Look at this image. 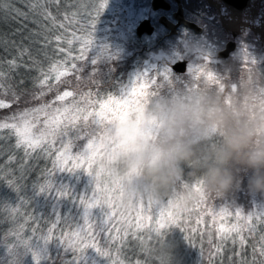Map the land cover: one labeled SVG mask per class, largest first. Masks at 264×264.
<instances>
[{
    "label": "snow or ice",
    "instance_id": "1",
    "mask_svg": "<svg viewBox=\"0 0 264 264\" xmlns=\"http://www.w3.org/2000/svg\"><path fill=\"white\" fill-rule=\"evenodd\" d=\"M89 2L91 3V0ZM106 2L107 0H101L98 6L92 5V10L88 13L91 28L89 36L93 34L96 20L106 6ZM28 3L32 14L41 18L33 21L39 24L40 30L30 32L23 37L19 44L11 43L9 47L15 52L12 54V59L0 61V69L5 64L9 72L22 65L27 68L36 67L40 75L35 78L34 82L40 91L32 92L29 99L23 89L17 91L11 86L7 82L10 77L5 71L0 70V96L10 95L8 100L0 98V109L8 108L11 104L18 105L41 101L47 92L53 90L54 86L48 83L49 78L44 73L38 57L43 56L44 59L51 60L57 54L56 49L49 51L53 41L57 43L59 52L65 51V49L59 48V42L66 39L64 33L59 30L64 29L66 32L68 29L63 22L57 21V17L49 11L46 5H55L57 15L63 13L64 19L69 20L70 23L72 18L77 15V13L70 11V7H65V5L70 4V0H28ZM79 3L80 0H74L71 6L78 7ZM10 12H14L16 16L23 17L25 20L28 19V13L11 8L9 4H0V13L7 14ZM13 18L15 19V17ZM43 21L49 23L45 24ZM81 30L83 29L81 28ZM23 40H28L29 44L24 45ZM67 42L71 44V40ZM92 43V40H85V49L76 59L83 58L85 52L88 51V46ZM36 45L42 46L35 47V51H33V47ZM6 51H8V47H6ZM244 54V62L247 63L249 55L246 49ZM25 56H27L28 61H31V64L24 60ZM203 61L210 63L207 56L203 58ZM251 63L255 64L256 61L251 58ZM91 65L93 69L88 80L98 86L100 81L95 77L101 73L95 58L91 59ZM73 67L75 68L76 65L73 64ZM191 69L192 67L189 68V72ZM65 74V72H60L56 76V80L59 81L60 77ZM208 77L210 80L215 79L217 83L226 78L216 73L214 75L213 72H208ZM144 78L135 79L130 87L119 92L118 97L108 96L107 101L100 103L99 111L94 112L88 110L92 101L87 98L92 93L80 91V78L77 77L74 90L57 92L55 101L62 102L60 106H55V101L39 103L37 106L13 112L11 116L5 117L4 121L0 122V130H10L16 137L15 148L23 147L25 153V159L19 166L20 176L17 179H6L4 175H0V182L5 183L17 194V201L20 203H33L37 197H44L48 203L49 216L55 217L54 221H50L51 226L46 232L38 227L40 222L46 219L44 213L40 212L28 217L37 226L31 229V234L27 237L21 236L23 225H18L0 236V248L4 250V264H23V259L28 254L32 255L34 264H41L42 259H47L49 264H56L60 258H54L48 253L50 245L62 249L65 253H72L71 259H63L60 264H80L81 257L88 250H92L99 257L105 258L106 264L108 261H112V264H123V261L112 260L111 253L107 249L116 245L127 247L128 238L131 237L132 240L139 241L142 251L151 253V248L144 247L145 237L138 235V233L147 230L150 240L151 233L155 232L157 237H164L165 233L162 230L172 227L178 228L183 233L184 239L195 247L191 235L188 233H196L197 229H189L187 222L181 224V213L187 214L186 221L195 216L197 223L202 222V217L205 214L211 215L213 219L217 215V213L209 211L207 202L211 197L204 191L202 181L190 182L184 178L178 185L177 191L191 185L192 190L197 193V198L191 207L181 206L176 195L168 196L162 200L141 198L135 204L125 207L121 203L123 186L115 180L111 170L103 162L108 151V145L111 143L107 125L114 120H124L129 113L139 110L143 103L147 102L149 96L156 95L155 92L137 93V84L140 85L141 89L146 87L143 82ZM155 82L154 79L149 81V83ZM64 83L72 84L71 81H64ZM45 85H47L46 90ZM191 88L188 86V90ZM77 95L80 100L86 101L84 107H81L80 101L74 98ZM69 97H73V99L64 104L63 102ZM41 115L45 117L43 127L33 131L36 124L40 122ZM82 139H87V143L82 149L73 153L74 141ZM57 140L60 142V148L53 152L52 145ZM38 147H42L47 156L53 157L51 167L41 169L38 179L31 185L30 196L25 197L21 195V187L23 186L19 181L26 178L25 174L30 170L28 159ZM14 160L15 156L10 154L8 156L9 163ZM3 171L0 168V172ZM81 171L90 177L89 187L84 191L78 190L73 182L76 175ZM9 175H11L10 172ZM12 211H17L15 205H12ZM73 213H75L73 218L76 219V230L67 236L64 233L54 236L53 230L57 228L59 222L62 219L67 220L72 217ZM226 214L230 213H226L223 209L219 213L220 216ZM235 216L237 223L230 227L218 229L220 243L214 246L215 252L210 253V259L213 255H220L221 264H223L224 243L231 240L233 245L239 244L240 251H236L227 257L229 264H264V235L260 236L259 247L252 246L250 261L242 254L247 243L243 233L245 230L249 234L255 233V225L251 224L250 221L255 216L258 221L264 222V209L249 212L247 216H243L241 210L237 209ZM149 221L152 222L153 227H149ZM10 237L12 238L11 241ZM73 238L81 243L79 245L74 244ZM100 239H103L102 245L99 242ZM209 242L211 243V239ZM161 243L165 242L162 240ZM41 249L44 252L43 257L39 253ZM116 250L120 251V248L117 247ZM200 252L203 256V248ZM233 257L237 259H233ZM135 264H147V260L144 262L136 260ZM161 264H165L163 258H161Z\"/></svg>",
    "mask_w": 264,
    "mask_h": 264
},
{
    "label": "clouds",
    "instance_id": "2",
    "mask_svg": "<svg viewBox=\"0 0 264 264\" xmlns=\"http://www.w3.org/2000/svg\"><path fill=\"white\" fill-rule=\"evenodd\" d=\"M235 87L151 96L107 125L111 143L103 162L123 186L125 207L171 195L191 205L197 198L191 185L177 191L188 165L208 194L225 196L246 173L248 191L264 196V87L247 80Z\"/></svg>",
    "mask_w": 264,
    "mask_h": 264
},
{
    "label": "trees",
    "instance_id": "3",
    "mask_svg": "<svg viewBox=\"0 0 264 264\" xmlns=\"http://www.w3.org/2000/svg\"><path fill=\"white\" fill-rule=\"evenodd\" d=\"M143 0H140V3ZM146 3V1L144 0ZM143 3L142 7H143ZM0 4H9L11 8L19 9L22 12L28 13V19H24L23 17H18L14 12L10 13H0V61L6 60V59H12V54H14L15 50L10 48L9 46L11 43L15 42L19 44L23 37L27 36L30 32L39 31L40 26L37 23H34V20H40L41 18L38 16H34L29 8L28 0H0ZM48 7L49 11L52 12L54 16L57 15L56 10L54 9V5H46ZM66 7V6H65ZM141 7V8H142ZM63 14V13H61ZM59 19H63L61 15H57ZM15 17V19L13 18ZM90 20V19H89ZM85 19L80 20L81 28L79 29L78 25L75 30L78 31V33L84 34L91 31L90 28V21ZM45 24H48V21H43ZM67 27L69 26L67 23H64ZM96 27L94 26V29ZM61 31H64V29H60ZM65 32V31H64ZM66 33V32H65ZM84 41V40H83ZM141 41H146L143 38H138L136 34L130 36L128 33V40L126 42V49L124 51V55L118 53L115 50H112L109 46L108 48L105 47L100 48L96 47V43L93 41L91 45L88 46V51L85 52L84 57L81 59H76V57L80 56L81 53L85 49L84 42L79 41V39L74 41V45H69L66 49L67 57L64 58L63 55L59 59L58 55L56 54L51 60L44 59L43 56L38 57V59L41 61V67L44 71V69L47 67V65L52 61H62L61 66L56 69L53 73L55 74H47L48 76V83L53 82V91L63 92V91H72L74 90V86L77 83V77L80 78L81 83V92L88 93L91 92L92 95L89 97L88 100H96L97 97H108L110 94L119 92L120 89H124L126 87L127 81L129 79L131 71L140 70L145 71L147 69L148 76L146 78V93H153L156 92V95H165V92H168V84H164V86L161 88L160 78L157 76V73L155 72V65H157L154 60L149 57L152 52L156 50V48L160 45L155 43L154 41H149L147 44H140ZM154 42V43H153ZM24 45H28V40H23ZM162 44V43H161ZM42 45H36L33 47V51H35V47H41ZM6 47H8V51H6ZM53 49L57 50V47L54 43L50 46L49 51L51 52ZM257 54H256V60L255 64H252V68L250 66L243 67L241 70L248 69L250 70L248 74L249 83L254 84L255 86L264 87V47L257 46ZM108 52H111V54H108ZM118 54H117V53ZM11 53V54H10ZM112 55L109 59L105 58L106 54ZM116 53V54H115ZM116 56V57H114ZM113 57V58H112ZM95 58L97 60V66L100 69L101 75H97L95 78L99 79L100 83L97 86L96 84H93L91 81L88 80L89 75L92 74V68H89L85 65L88 62L91 63V59ZM24 60L31 64V61H28L27 56L24 57ZM201 61V60H200ZM73 64H76L77 68L73 67ZM86 66V69L81 70L80 67ZM238 65H235V68L237 69ZM77 69L81 70L80 73H78ZM7 73V76L10 77V79L7 81L15 90L20 91L21 89L24 90L26 93V96L30 99L29 93L30 90L34 87L35 84V78L40 75L39 71L36 67L27 68L25 66H20L18 68L12 69L10 72L8 71L7 65H3L2 69ZM88 71V72H87ZM60 72H65L66 74L60 77V80H56V76ZM173 72V71H172ZM253 72H255L258 79H256L253 76ZM84 75V76H83ZM173 76H179L181 80L175 82L177 90L178 87H185L186 83L185 80H183V77L186 75L185 73H172ZM54 76V77H53ZM81 76L82 79H81ZM154 79L155 83H149L150 80ZM245 79V76L244 78ZM64 81H72L71 85H68L64 83ZM199 86L206 85L202 82H198ZM209 87H217L221 92H224L227 90L226 85H219L217 83L213 85H207ZM227 88H226V87ZM197 88V87H196ZM232 87L230 86V89ZM36 92V89H35ZM112 96V95H111ZM151 97V96H150ZM0 98H4L6 100L10 99V95L7 96H0ZM46 98V97H45ZM73 98V97H72ZM75 99L79 100L81 103L84 101L80 100L79 96L77 95L74 97ZM48 102V98H46ZM69 98H66L64 102H67ZM46 102V103H48ZM39 103H42V101H32L31 103L25 104H11L10 107L0 109V122H3L2 120L5 117L11 116L13 112H16L18 110H22L27 107H33L37 106ZM62 102L55 101V106H60ZM3 132L0 131V143L3 140ZM55 152V150H53ZM5 155V150L0 149V168H2L4 171L0 172V175H4L5 178H12L17 179L20 176L19 170L13 167H6L3 168V158ZM53 157H49L45 154L43 150H37L36 152L31 154V158H29L28 166H30V170L26 172L25 179L19 181V183L23 186L21 187V195L27 197L30 196V189L31 185L34 181H36L40 175L41 169L46 167H51L50 163ZM31 162V163H30ZM193 165H188L185 168V179L189 180L190 182H194L195 178L192 175ZM9 172L11 175H9ZM10 176V177H9ZM0 204L4 205L8 201V198L10 197L12 193V189L10 187L5 188V183L0 182ZM210 199L207 202V206L209 208L210 212L214 213V203H218L221 207V210L224 209L226 213H230V215L233 216L234 222L237 221V217L235 216V212L237 209H240L243 216H247L249 212L259 211L261 209H264V203L263 205L254 206L252 205V201H256L259 198H261L262 195L260 194H253L249 191H245V193L241 190V188L234 189L230 193L226 194L225 196H216L214 194H209ZM263 197V196H262ZM230 203H229V200ZM16 202L21 205L19 201H17V194H16ZM215 200H217L215 202ZM34 201H39L40 203H44L45 198L44 197H37ZM47 203V202H46ZM48 204V203H47ZM35 205V203H34ZM33 205V206H34ZM32 206L30 203L27 202V207L22 209V211L18 215V220H16V223H20L19 220H21L23 217L32 216L35 213H44L45 217L47 215V210H40L36 211L35 209H32ZM44 208V207H42ZM33 212V213H30ZM186 215L185 213H181L180 217V223L184 224L187 222L188 228L191 229L190 225H193V227H196L197 232L188 234L191 235L192 243L195 245V247L191 246L183 236V233L175 227H172L171 229H164L162 230L165 233L166 238H169L172 242L169 246L162 248L163 246L159 243L157 240V249L158 253L161 256V253H163L164 259L166 261H169V263L172 264H196L192 261L193 256H196V253L203 248V256H200V260L197 261L199 264H221V256L220 255H214L210 258H205V254L207 253L209 247H210V239L215 238L216 236V226H215V219L211 215L205 214L202 217V222L195 223L194 220L196 219L195 216L192 217V219L186 221ZM224 217V223L227 225H231L232 220L229 218V214L223 215ZM27 227H36L35 224L32 225L33 221L30 219H27ZM251 224L255 225L256 231L253 234H249L247 230L244 231V234L246 236L247 243L245 244V247L243 249V256L247 258L249 261L251 260L252 255V246L256 245L259 247L260 245V236L264 235V222L258 221L255 216H253L252 221H250ZM41 224L38 226L41 228ZM10 227H12V224H8V219L5 217L3 213H0V236H3L4 234L8 233L10 230ZM161 237V238H164ZM154 240V239H153ZM151 240V242H153ZM226 252L223 255V264H229V261L227 259L228 256L232 255L236 251H240V247L235 245L234 247H228L225 245ZM185 253V257L181 256L182 253ZM146 253L144 251H141L139 253H136L130 249H127V251L123 255L124 264H135L136 260L145 261L146 260ZM196 259L198 257L196 256ZM233 259H237L236 257H233ZM159 263L154 262L153 264ZM165 264H167L165 262Z\"/></svg>",
    "mask_w": 264,
    "mask_h": 264
},
{
    "label": "rangeland",
    "instance_id": "4",
    "mask_svg": "<svg viewBox=\"0 0 264 264\" xmlns=\"http://www.w3.org/2000/svg\"><path fill=\"white\" fill-rule=\"evenodd\" d=\"M145 1H149V0H145ZM73 2H74V0H70V4L65 5L66 7H70L71 12L77 13V15L74 18H72L71 23L69 22V20L64 19V14H60L61 17H63V19H59L58 16L56 15L58 22L67 23L69 25L67 27L68 30L66 31V33L64 31L59 30L60 32H63L64 36L66 37V39L59 42V48H63V49H65V51L59 52L57 49L58 58H56V59H59L61 57V55H63V57L66 58L67 57L66 49L68 48V44H69L67 41L71 40V44H69V45H74L73 43L77 39H79L81 44L85 40H92L96 43V47H99V49L100 48L104 49L105 47L108 48V46H109L112 50H115V51L118 50L117 52L122 54V53H124V51L126 49V42L128 40V33L130 36L134 35L135 34L134 29H135L137 23L142 18L148 17V15L150 14V12H149L150 10H147L149 5H146L144 0L141 2V3L144 2L143 7H142V4L140 3V0H107L106 6L104 7V9H103L102 13L100 14V16L98 17V19L96 20V23H95L96 28L93 30V34L91 36H89V32H88V33H84V34L80 35L78 33V31H73V30L76 29L77 25L79 27L80 20L85 19V18L87 20L90 19V16H88V13L92 10V5L94 4L95 6H98L99 3L101 2V0H91V3L89 2V0H80L78 7L71 6V3H73ZM54 9L56 10L55 5H54ZM80 28L81 27H79V29ZM158 31H160V30L158 29ZM73 33H75V35H73ZM157 34H160V33L158 32ZM157 34H155L154 37H152V38L153 39L156 38ZM149 41L155 42V40L148 39L147 41H141L140 44H147V43H149ZM53 43L57 47V43L55 41H53ZM200 47H201V45H200V41L198 38L194 37L191 34H186L185 32H181V33H178L177 35H175L174 37H171V39L169 41L160 44L156 48V50L154 52H152V54H150L149 57H151L154 60V62H156L158 65V66L155 65V72L157 73V76L160 78V83H159L160 87L162 88L164 86V84L169 85L168 86L169 93L165 92V95L161 94L160 96H172L174 94H178L181 91H187L188 86H191L192 88H196L199 86L198 82H202L203 84H206V85H213V84L217 83L215 81V79H212V80L209 79L208 72H213L214 75L216 73L221 77H226L225 79H221L220 82L217 84L226 85L228 87L227 88L225 86L227 88V90L231 86L232 87L230 89L231 92L236 91L235 86L237 83L244 81V80H247L249 82L248 74H249L250 70H248V69L241 70V69L243 67H246V66L247 67L250 66V68H252L253 65L251 63V58L256 59V54H257L258 50H257V46H255V44L252 41L240 40L239 43L237 44L236 49L234 51H232L230 58L227 61L222 62V63L216 62V58H212V57L209 58L210 63L205 62V61H200L199 57L197 56V52H196V51L200 50L199 49ZM245 49L247 50V53L249 55L247 63L244 62V57H245L244 50ZM206 53H207V55H209L208 50H206ZM105 54H106L105 58H107V59H109L112 56V55H108V54H111V52H108V54L107 53H105ZM122 55H124V54H122ZM114 57H116V56H114ZM184 57L185 58L187 57V59H188V66H187L186 75L183 77V80H185L186 86L185 87H178L179 89L177 90V88L173 87V86H176L175 82L179 81V79L181 80V78L179 76H176V75L173 76L172 75L173 72H172V69L170 68V65L172 63H174L176 60L182 59ZM61 63H62V61L50 62L47 65V67L44 69V73L46 75L47 74H54L53 72L61 66ZM53 65H55V67H53ZM85 65L88 67V69L93 67L90 62H88ZM85 65L80 67V69L81 70L86 69L87 67ZM235 65H238L237 69L235 68ZM77 66H76V68H77ZM190 67H192L191 72H189ZM81 70H79L78 73H80ZM148 74L149 73H148L147 69H145V71H140V70L134 69L133 71H131L129 79H128L127 84H126V87L124 89H126L127 87H130L131 83L135 79H137L138 77H145L143 79V82L146 84L147 79H148L146 77L148 76ZM83 76H81V79ZM165 76H167V79H165ZM244 76H245V79H243ZM253 76L256 79H258L255 72H253ZM53 82L54 81L49 82V84L52 85ZM33 86L34 87L30 90L31 92L29 93V97H30V94L32 92H35V89H36V92L40 91L39 87H37L36 85H33ZM46 88H47V85H45V90H46ZM124 89L123 88L120 89L119 92L123 91ZM80 90H81V88H80ZM57 92L58 91H53V90L50 92H47L46 95L41 100L42 103L48 102L46 98H48V100L50 102L55 101V97L57 95ZM119 92L116 93V95L114 93H112L110 95H112L113 97H118ZM141 92L146 93V87L141 89L140 85L137 84V93H141ZM107 98L108 97H103V98L97 97L96 100H92V103L89 106L88 110L94 111V112L99 111L100 103L107 101ZM72 99H73L72 97H69V100L67 102H63V103L67 104ZM87 99H89V97ZM83 101H84V103L80 102L81 107H84L86 104V101L85 100H83ZM44 119H45V117L43 115H41L40 116V122L36 124V128L33 129V131H36V129H40L43 127ZM2 121H4V119ZM80 123L82 124V121ZM0 131L4 133L3 134V140L0 143V149L5 150V155L3 158V161H4L3 168L10 166V167L16 168L20 172L19 166L23 162V160L25 159L24 148L23 147L15 148L16 137L10 130L4 129V130H0ZM70 136H71V133H70ZM86 143H87V139L74 141L75 147L72 149L73 153L77 150L82 149V147ZM57 148H60L59 140H57L52 145V150H55ZM37 150H43V148L38 147L36 149V151ZM32 153H34V152H32ZM10 154L15 156V160L12 161L11 163H9V161H8V156ZM28 162H29V159H28ZM50 166H51V163H50ZM246 176H247L246 173L242 174V183L240 185V188L244 193H245V191H248L247 186H246L247 185ZM89 181H90V177L86 173H83L81 171L76 175L73 182H74V184L78 190L84 191L89 187ZM5 188H8V186L6 184H5ZM15 199H16V193L12 190V193H11L10 197L8 198V201L6 202V204H4V205L0 204V213H3L5 215V217L8 219L9 225L12 224V227H10V229L17 227L18 225H23V230L21 232V236L27 237L28 235L31 234V229L33 228V227H27L28 225H30V224H27L28 223L27 219L29 216L26 215L21 220H19L20 223H16V220H18L19 213L22 211V209L27 207V202L21 203V205H19V203L16 202ZM216 201L217 200H215V202ZM34 203H35V205H34ZM229 203H230V200H229ZM263 203H264V196L263 197L261 196V198H259L256 201H252V205L254 206V208L256 206L263 205ZM10 204L15 205V207L17 209L16 212L12 211V205H10ZM30 204L32 206L34 205L33 207L32 206H30V207H32V209H35L36 211H40V210H44V209L47 210V215L45 217L46 219L42 220L40 222V223H42L40 229H42L43 231L46 232L47 229L51 226L50 221H54V219H55L54 216L53 217L49 216L48 204L46 202L40 203L39 201H33V203H30ZM42 207H44V208H42ZM189 207H191V205H189ZM220 212H221L220 205L218 203H214V213H217V215L215 216L216 236H215V238L211 239L210 247H209L207 253L204 255L205 258H207V259L210 258V253L215 252L214 246L220 243V239L218 236V229H220L222 227H230L232 225V224L227 225L224 223L225 219L223 216L219 215ZM30 213H33V212H30ZM35 214H37V213H35ZM74 216H75V213H73V216L69 217L67 220L62 219L59 222L57 228L53 230V235L56 236V235H59L61 233H64L67 236V235H70L72 232H74L76 230V219L73 218ZM229 218H231L232 223H233L234 222L233 216L229 214ZM194 222L197 223L196 219L194 220ZM235 222L237 223L236 220H235ZM148 223H149V227L154 226L151 221H149ZM233 224H235V223H233ZM32 225L35 226V223L33 222ZM190 227L196 228V227H193V225H190ZM138 235H142L145 237L144 247L152 249L151 253H146L147 264H153L154 262H157V261L159 262L157 264H161V258L164 259L165 255H163L164 252L161 253V256L159 255L158 249H157V240L163 246L162 248L169 246L170 243L172 244L171 240L169 238H166V237H164V238L157 237L155 232L151 233V239L149 240L148 239L149 234H148L147 230H142L140 233H138ZM243 235L245 236L244 233H243ZM245 238H246V236H245ZM9 239L11 241L12 238L10 237ZM151 240H153V242H151ZM162 240L165 243H161ZM99 242L102 245L103 239H100ZM73 243L76 245H79L81 242L78 240H75V238H73ZM225 245H227L230 248L234 247L235 245L239 246L238 243L233 245L231 240L226 241L224 243V251H223L222 255H224L225 253H227V255H228V252H226ZM117 247L120 248V251L116 250ZM127 249H130L136 253H139L142 251L141 246L139 244V241H134L131 239V237L128 238V246L127 247L116 245L115 247H110L107 250L110 251L111 256H112V260H115L117 262L123 261V264H124L123 255L127 251ZM39 253L43 257L44 252L42 249L39 250ZM48 253L50 255H52L54 258L55 257L60 258L56 261V264H60V261L63 259H71V256H72L71 252L65 253L62 249H58L54 245H50L48 247ZM3 256H4V250L2 248H0V264H4ZM149 256H150V259H149ZM181 256L185 257V253L183 252L181 254ZM196 256L198 257V259H196ZM196 256L195 255L193 256L192 261L196 264H199V262H197V261H199L201 259L200 258L201 252L198 251L196 253ZM164 261L167 264H172V263H169V261H166L165 259H164ZM23 264H34L33 257L31 254H28L24 257ZM41 264H49V261L47 259H42ZM80 264H106V261H105V258L99 257L94 251L88 250L81 257ZM107 264H112V261H108Z\"/></svg>",
    "mask_w": 264,
    "mask_h": 264
},
{
    "label": "flooded vegetation",
    "instance_id": "5",
    "mask_svg": "<svg viewBox=\"0 0 264 264\" xmlns=\"http://www.w3.org/2000/svg\"><path fill=\"white\" fill-rule=\"evenodd\" d=\"M156 3L154 7L152 0L146 1L150 14L137 25L147 19L152 32L136 34L138 38L146 41L152 39L161 44L185 32L199 39L202 47L196 51L199 60L203 61L207 56L216 58L219 63L230 58L240 40H249L255 46L264 47V0H158ZM155 34L157 37L153 39ZM231 42L234 43V49L225 57L219 56V52ZM181 60L185 61L187 71V57L175 62Z\"/></svg>",
    "mask_w": 264,
    "mask_h": 264
},
{
    "label": "water",
    "instance_id": "6",
    "mask_svg": "<svg viewBox=\"0 0 264 264\" xmlns=\"http://www.w3.org/2000/svg\"><path fill=\"white\" fill-rule=\"evenodd\" d=\"M157 1L156 0H152V5L154 7L157 6V3H156ZM135 31H136L137 35H140V34H142L144 32L147 33V34H150L152 32V27H151V25L149 23V20H147V19L142 20L137 25ZM233 49H234V43L231 42V43L226 45V47H225V49L223 51L219 52V56H221V57L224 56L225 57V56H227L228 52L232 51ZM171 68L176 73H184L186 71L185 61L184 60L177 61V62H175L174 64L171 65Z\"/></svg>",
    "mask_w": 264,
    "mask_h": 264
}]
</instances>
